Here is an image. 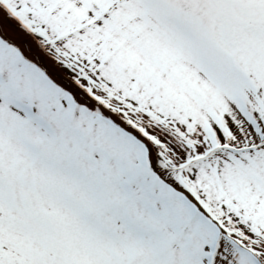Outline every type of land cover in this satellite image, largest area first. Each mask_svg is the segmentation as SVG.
Segmentation results:
<instances>
[{
    "label": "snow or ice",
    "instance_id": "obj_1",
    "mask_svg": "<svg viewBox=\"0 0 264 264\" xmlns=\"http://www.w3.org/2000/svg\"><path fill=\"white\" fill-rule=\"evenodd\" d=\"M0 264H264V0H0Z\"/></svg>",
    "mask_w": 264,
    "mask_h": 264
}]
</instances>
